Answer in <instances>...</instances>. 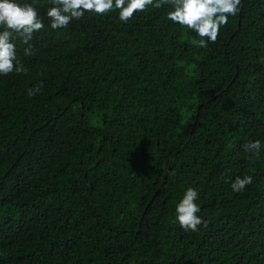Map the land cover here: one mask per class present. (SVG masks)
<instances>
[{"label": "trees", "instance_id": "obj_1", "mask_svg": "<svg viewBox=\"0 0 264 264\" xmlns=\"http://www.w3.org/2000/svg\"><path fill=\"white\" fill-rule=\"evenodd\" d=\"M35 6V55L10 41L28 74L0 76V264H264V147L243 149L264 145V0L207 48L168 5L57 30ZM188 187L196 232L175 220Z\"/></svg>", "mask_w": 264, "mask_h": 264}, {"label": "clouds", "instance_id": "obj_2", "mask_svg": "<svg viewBox=\"0 0 264 264\" xmlns=\"http://www.w3.org/2000/svg\"><path fill=\"white\" fill-rule=\"evenodd\" d=\"M36 2L0 0V76L28 74V68L17 58L15 43L10 41L19 39L27 45L23 50L24 55H35L30 41L34 33L45 28ZM241 3L242 0H50L46 18L53 30L67 28L74 20H81L86 12L107 15L118 11L119 20L126 23L137 12L168 5L167 19L194 32L199 39L193 43L199 48H207L209 43L214 44L218 40L220 29L227 25L229 17L240 12ZM42 88L43 82L28 88V97L40 94ZM262 147L264 145L260 140L248 141L243 145L244 151L249 154V163L252 157L259 158ZM252 183V175L237 176L231 183V189L240 193ZM198 195L195 188L188 187L175 207V220L186 232H196L205 223L198 215Z\"/></svg>", "mask_w": 264, "mask_h": 264}, {"label": "water", "instance_id": "obj_3", "mask_svg": "<svg viewBox=\"0 0 264 264\" xmlns=\"http://www.w3.org/2000/svg\"><path fill=\"white\" fill-rule=\"evenodd\" d=\"M163 186H164V183L160 186V189L158 190V192L163 188ZM158 192H157V194H158Z\"/></svg>", "mask_w": 264, "mask_h": 264}]
</instances>
